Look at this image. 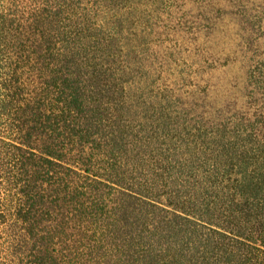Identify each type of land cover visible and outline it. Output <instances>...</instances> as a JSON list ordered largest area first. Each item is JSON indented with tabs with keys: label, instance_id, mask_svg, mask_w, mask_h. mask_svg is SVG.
<instances>
[{
	"label": "trees",
	"instance_id": "1",
	"mask_svg": "<svg viewBox=\"0 0 264 264\" xmlns=\"http://www.w3.org/2000/svg\"><path fill=\"white\" fill-rule=\"evenodd\" d=\"M183 1L0 0V264H264V6L217 90Z\"/></svg>",
	"mask_w": 264,
	"mask_h": 264
},
{
	"label": "rangeland",
	"instance_id": "2",
	"mask_svg": "<svg viewBox=\"0 0 264 264\" xmlns=\"http://www.w3.org/2000/svg\"><path fill=\"white\" fill-rule=\"evenodd\" d=\"M181 5L180 17L184 15L187 21L175 22L167 34L161 29L163 36L156 48L161 52H172L180 59V66L164 69L165 76L172 73L180 77L176 72L198 69L191 65L202 57L205 66L193 76L195 82L210 84L217 90L236 85L249 56L240 26L241 10L243 6H264V0H184Z\"/></svg>",
	"mask_w": 264,
	"mask_h": 264
}]
</instances>
